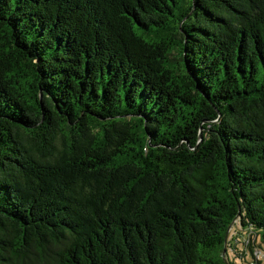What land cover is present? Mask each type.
Returning <instances> with one entry per match:
<instances>
[{
	"label": "trees",
	"instance_id": "trees-1",
	"mask_svg": "<svg viewBox=\"0 0 264 264\" xmlns=\"http://www.w3.org/2000/svg\"><path fill=\"white\" fill-rule=\"evenodd\" d=\"M228 251L264 262V0H0V264Z\"/></svg>",
	"mask_w": 264,
	"mask_h": 264
},
{
	"label": "rangeland",
	"instance_id": "rangeland-1",
	"mask_svg": "<svg viewBox=\"0 0 264 264\" xmlns=\"http://www.w3.org/2000/svg\"><path fill=\"white\" fill-rule=\"evenodd\" d=\"M230 229V228H229ZM233 230V229H232ZM233 232V231H232ZM242 234H244V232H242ZM239 241H241V243H242V241H243V237L242 236H239ZM238 244V246H239V249L241 250L243 247H244V245L243 244ZM227 256H228V260H229V262H231V263H234V264H248V262H244V261H242V262H239L238 260H234V262H233V258L234 257H232V252H230V251H228V254H227ZM247 261H250V260H252V257L250 256V253L249 252H247V259H246ZM263 264H264V262H263Z\"/></svg>",
	"mask_w": 264,
	"mask_h": 264
},
{
	"label": "water",
	"instance_id": "water-1",
	"mask_svg": "<svg viewBox=\"0 0 264 264\" xmlns=\"http://www.w3.org/2000/svg\"><path fill=\"white\" fill-rule=\"evenodd\" d=\"M230 228V227H229ZM229 231V230H228ZM228 231H227V233H226V236H225V239H224V242L226 241V239H227V235H228ZM225 253V250H223V254Z\"/></svg>",
	"mask_w": 264,
	"mask_h": 264
},
{
	"label": "built area",
	"instance_id": "built-area-1",
	"mask_svg": "<svg viewBox=\"0 0 264 264\" xmlns=\"http://www.w3.org/2000/svg\"><path fill=\"white\" fill-rule=\"evenodd\" d=\"M258 255V253H256V256ZM259 256V255H258Z\"/></svg>",
	"mask_w": 264,
	"mask_h": 264
},
{
	"label": "crops",
	"instance_id": "crops-1",
	"mask_svg": "<svg viewBox=\"0 0 264 264\" xmlns=\"http://www.w3.org/2000/svg\"><path fill=\"white\" fill-rule=\"evenodd\" d=\"M263 264V263H262Z\"/></svg>",
	"mask_w": 264,
	"mask_h": 264
}]
</instances>
